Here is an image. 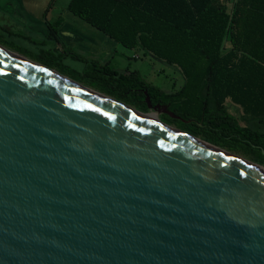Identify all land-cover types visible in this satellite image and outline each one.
<instances>
[{
  "label": "water",
  "instance_id": "obj_1",
  "mask_svg": "<svg viewBox=\"0 0 264 264\" xmlns=\"http://www.w3.org/2000/svg\"><path fill=\"white\" fill-rule=\"evenodd\" d=\"M5 49L0 264H264L263 171Z\"/></svg>",
  "mask_w": 264,
  "mask_h": 264
},
{
  "label": "trees",
  "instance_id": "obj_2",
  "mask_svg": "<svg viewBox=\"0 0 264 264\" xmlns=\"http://www.w3.org/2000/svg\"><path fill=\"white\" fill-rule=\"evenodd\" d=\"M66 8L121 46L178 68L184 79L166 92L136 72L91 61L81 74L87 82H79L141 112L149 111L146 92L152 105L188 121L161 114L163 123L264 166V0H69ZM59 22L48 23L51 38ZM41 53L31 59L50 54L40 65H61L52 51Z\"/></svg>",
  "mask_w": 264,
  "mask_h": 264
},
{
  "label": "rangeland",
  "instance_id": "obj_3",
  "mask_svg": "<svg viewBox=\"0 0 264 264\" xmlns=\"http://www.w3.org/2000/svg\"><path fill=\"white\" fill-rule=\"evenodd\" d=\"M68 2L69 0H53L51 4V6L53 7V10L51 11L52 18L48 19V21L54 23L55 21L60 19L59 23H61L63 15L62 17H60V15L61 13L64 14V12L67 10L66 7L68 5ZM8 3H11L12 6L15 5L14 0H0V46L5 47L12 52L17 53L22 57H25L28 60L39 64H41L40 62L50 63L52 58L50 54L41 56V59L36 57H34L36 59H31V57L41 55L42 51H52L53 56L56 58V61H59L61 65L54 64V68L51 69L67 77L68 79L85 86L84 84H86L85 82L87 81L86 79L82 78L81 74L86 68H90L92 64L89 59L90 55L87 54L82 56L85 57V60L87 61L85 62L84 60L79 59V51L77 50L71 51V54L67 52L64 53L63 50H49L48 48H51V45H53L54 47L55 41L54 38H46L44 36V25L41 23L33 25L34 27L38 28V34H33L35 32L27 31L21 26H18V23L15 22V17H9L10 14H7L5 12L6 8H4V4ZM27 25L29 28L32 27V25ZM112 43H114L115 46L110 48L112 50V53L111 57L108 59L109 68L116 70L119 73L136 72L147 83L153 84L165 90L166 92H175L183 84L184 79L178 71V68L169 65L162 60L156 59L155 57H152L148 53H145L141 48L128 49L118 43H115L114 41H112ZM72 55H74V57H72ZM37 60H39L40 62ZM97 62L103 65L99 61ZM78 80H83L85 82L83 84ZM227 107L231 113H233L234 115H238V108H236V106L228 104ZM233 155L239 156L249 161L241 155ZM261 167L264 168V166Z\"/></svg>",
  "mask_w": 264,
  "mask_h": 264
},
{
  "label": "crops",
  "instance_id": "obj_4",
  "mask_svg": "<svg viewBox=\"0 0 264 264\" xmlns=\"http://www.w3.org/2000/svg\"><path fill=\"white\" fill-rule=\"evenodd\" d=\"M14 2V6L8 3L4 4V8H6L5 12L10 14L9 17H15V22L18 23V26L27 31L35 32L33 34H38V28L33 25L41 23L44 25V36L51 38L48 26V23L51 22L48 19L52 18L51 11L53 7L51 6L52 2L50 4V0H14ZM60 17H62V22L56 28L54 47L51 45V48L48 49L54 51L63 50L64 53L67 52L69 54H71V51L77 50L79 51L78 57L80 60L87 62L85 57L82 56L88 54L90 55V61H99L108 65V59L112 53L110 48L115 46L112 41L117 42L68 10L64 14L61 13ZM27 24L32 25V27L29 28Z\"/></svg>",
  "mask_w": 264,
  "mask_h": 264
},
{
  "label": "bare ground",
  "instance_id": "obj_5",
  "mask_svg": "<svg viewBox=\"0 0 264 264\" xmlns=\"http://www.w3.org/2000/svg\"><path fill=\"white\" fill-rule=\"evenodd\" d=\"M5 50H6V49H5ZM7 51H8V50H7ZM9 52H10V51H9ZM11 53L14 54V55H17L16 53H13V52H11ZM23 60H25V59H23ZM29 63L32 64V65H34L35 67H38L39 69H42L43 71H47L46 68L41 67L40 65H38V64H36V63H33V62H31V61H29ZM49 73H52V74L58 75L55 71H49ZM99 97L105 99L106 101H108V102H110V103H112V104L118 105L119 107H121L122 109H124V110H126V111H133L130 107H128V106H124V105H121V104H118V103H116L114 100H112V99H110V98H107V97H105V96H101V95H99ZM144 118H145V120H147V121H149V122H152V123H155V124L161 126V124L159 123L158 118L155 117V116L152 115V114H147V115L144 116ZM168 129H169V130H172V132L177 133L178 135H181L182 137H185V138H187V139H190L191 141H193V142L196 143V144H199V145H201V146H203V147H206V148H208V149H211L212 151H214V152H216V153H218V154H220V155L227 156V157H229V158L232 159V160H235V161L240 162V163H243V164H245V165H248V166L254 167V168L259 169V170H261V171L264 172V168L261 167V166H259V165H257V164L251 163V162H249V161H247V160H245V159H243V158H241V157H239V156H236V155H233V154L227 153V152L224 151V150H221V149L215 148V147H213V146H210V145H208V144H206V143H204L203 141H200V140H198V139L191 138V137H189V136H187V135H185V134H182L181 132H178V131L174 130L173 128H169V127H168Z\"/></svg>",
  "mask_w": 264,
  "mask_h": 264
},
{
  "label": "built area",
  "instance_id": "obj_6",
  "mask_svg": "<svg viewBox=\"0 0 264 264\" xmlns=\"http://www.w3.org/2000/svg\"><path fill=\"white\" fill-rule=\"evenodd\" d=\"M231 2H233L234 0H230Z\"/></svg>",
  "mask_w": 264,
  "mask_h": 264
}]
</instances>
